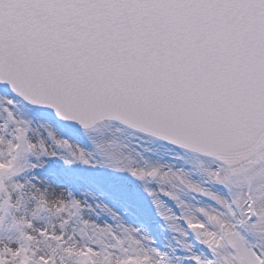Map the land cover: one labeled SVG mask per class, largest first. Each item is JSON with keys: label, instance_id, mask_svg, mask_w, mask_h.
<instances>
[{"label": "snow or ice", "instance_id": "obj_1", "mask_svg": "<svg viewBox=\"0 0 264 264\" xmlns=\"http://www.w3.org/2000/svg\"><path fill=\"white\" fill-rule=\"evenodd\" d=\"M0 264H264V0H0Z\"/></svg>", "mask_w": 264, "mask_h": 264}]
</instances>
